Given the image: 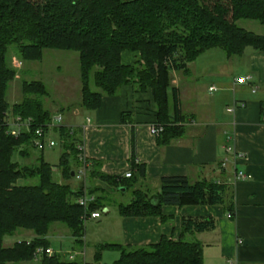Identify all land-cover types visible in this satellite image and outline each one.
<instances>
[{
	"label": "trees",
	"instance_id": "obj_1",
	"mask_svg": "<svg viewBox=\"0 0 264 264\" xmlns=\"http://www.w3.org/2000/svg\"><path fill=\"white\" fill-rule=\"evenodd\" d=\"M240 20L264 25V0H0V264L33 262L38 249L50 248L48 235L57 223L68 228L76 244H82L84 217L103 207L96 194L104 188L97 183L127 191L146 178L145 166L136 163L134 152L129 179L102 173L99 162L87 160L88 166L82 162L83 130L67 125L49 128L53 114L45 107L49 91L42 81L24 82L23 100L11 108L6 95L17 71L10 61V46H16L18 57L29 62L42 61L45 50L78 53L80 109L84 111L100 109L104 97L116 96L125 85L138 92L151 91L156 104L154 124L164 127L158 144L165 146L185 132L180 123L186 117L178 89L172 87V72H188V65L211 49H221L228 59L242 57L247 49L264 53V35L240 27ZM124 52L139 57L126 65ZM10 112L31 119V132L21 137L7 134ZM38 128L46 134L52 130L62 146L57 165L45 160L44 151L31 164L15 160L17 154L31 156ZM84 166L86 178L74 187L75 173ZM56 171L61 181L55 179ZM88 179L95 185L89 187ZM86 193L96 196L88 210L77 202ZM133 194L129 204L118 206L124 218L155 216L166 222L164 206H222L232 220L236 216L232 187L220 181L163 177L158 193L136 188ZM216 228L215 218L183 217L178 240L164 236L146 247L98 244L94 264L108 250L120 255L112 264H204L203 244L191 236ZM18 230L35 236L5 247L4 239ZM37 260L40 264H88L81 259L67 261L59 252L53 256L44 252Z\"/></svg>",
	"mask_w": 264,
	"mask_h": 264
},
{
	"label": "crops",
	"instance_id": "obj_2",
	"mask_svg": "<svg viewBox=\"0 0 264 264\" xmlns=\"http://www.w3.org/2000/svg\"><path fill=\"white\" fill-rule=\"evenodd\" d=\"M212 52L206 51L190 63L188 72H172V87L178 89L186 120L180 123L183 136L168 145L160 146L151 133L150 126L156 121L152 92H138L131 85L123 86L116 96L104 97L96 111L81 109L67 126L83 130L86 159L101 163L106 175L124 177L132 171L134 152L136 163L146 169V178L136 187L149 194L158 193L160 179L170 176L229 185L235 219L222 206H164L166 222L155 216L124 218L119 214L115 223L105 222L114 242L98 244L146 247L164 236L178 240L183 217H212L217 220L214 231L191 236L203 244L204 264H264V53L247 49L242 57L224 59ZM138 57V53L124 52L122 62L131 65ZM212 57L217 60H209ZM244 76H251L252 82L236 83ZM205 81L211 82L208 93L199 87ZM169 93L172 107V91ZM228 146L244 157L235 161L229 156L228 166L221 170ZM237 171L250 178L237 180ZM80 247L78 251L86 255L84 243Z\"/></svg>",
	"mask_w": 264,
	"mask_h": 264
},
{
	"label": "rangeland",
	"instance_id": "obj_3",
	"mask_svg": "<svg viewBox=\"0 0 264 264\" xmlns=\"http://www.w3.org/2000/svg\"><path fill=\"white\" fill-rule=\"evenodd\" d=\"M239 26L254 32L255 34L264 35V25L257 21L252 20H240ZM212 53H218L225 59V54L221 49H211ZM209 51V50H208ZM203 55V54H202ZM212 55V54H208ZM207 56H202L205 59ZM238 58V57H234ZM215 62V57L209 58ZM10 61L13 68L17 71L16 79L9 84V88L6 95V100L10 104V107L14 104L20 103L23 100L22 86L24 82H32L35 80L42 81L48 91L49 96L44 99L45 107L51 111L52 117L62 115L63 121L59 125H68L71 122V117L77 112H80L81 102V73H80V61L79 55L76 52L59 51V50H45L44 58L40 62L22 61L17 55L16 46H10ZM194 84L196 82H193ZM211 82L205 81L199 85L201 91L208 93V88ZM82 111V110H81ZM10 115L12 113L10 112ZM51 136L56 140L55 135L51 133ZM57 141V140H56ZM31 156L29 158H23L19 154L16 155L15 160L21 165L33 163L42 153L37 150H30ZM63 153V148L60 145H56L53 149H46L44 151L45 160L51 165H57L60 156ZM55 179L62 180L59 172H55ZM23 184V181H20ZM29 184L35 183V181H29ZM99 187H103L104 190H100L96 196L100 198L101 218L98 221L86 222V235L83 243L86 246L84 248L86 255L83 251H78L81 247L75 243V239L71 232L65 225L54 224L50 228L48 240L55 252L63 255V258L67 261L71 253L76 252L75 259H81L82 261L90 264H94V255L96 253V245L99 242H114V239H110L108 232V225L105 223L108 220L115 223L116 218L119 216L118 206L120 204H129L133 198V191L137 187L129 188L125 192H121L118 189L109 187L104 183H97ZM73 185H80L76 179L73 181ZM88 185L94 186L95 184L88 179ZM139 189V187L137 188ZM144 191V189H142ZM109 209L111 214H106L104 211ZM35 234L31 231L18 230L14 236H7L4 239V246L11 247L16 242L30 241ZM75 248V249H74ZM104 257L98 264H112L119 258V252L117 251H105ZM35 258L33 262L25 264H40V261Z\"/></svg>",
	"mask_w": 264,
	"mask_h": 264
},
{
	"label": "built area",
	"instance_id": "obj_4",
	"mask_svg": "<svg viewBox=\"0 0 264 264\" xmlns=\"http://www.w3.org/2000/svg\"><path fill=\"white\" fill-rule=\"evenodd\" d=\"M251 82H252L251 76H244L236 80V83L238 84H250ZM213 90H215V88H210V91H213ZM62 121H63L62 115H57L53 117L52 122L49 124V128L53 129L55 126H60L59 124ZM87 121L89 122L90 120L88 119ZM263 121H264V115H263ZM31 125H32L31 119H26L20 115L8 114L7 124H6V133L13 137H21L31 132ZM150 129H151V133L157 137L160 136L164 131V127L158 124H152L150 126ZM51 131L48 134L45 133L43 128H38L35 131V138L32 140V143L35 146V149L37 151H45L46 149H53L56 147L57 142L53 138V136H51V133H52ZM79 149L82 151V154L80 157L81 161L86 163L88 166L87 159L83 153L84 145L80 146ZM225 151H226L227 156L220 163L221 170L226 169V167L228 166L230 162L229 156L233 157L235 161L240 160L244 157L243 154L236 152L232 146L226 147ZM132 175H133V172L128 171L125 173L124 177L129 179L132 177ZM75 178L77 181L85 180L86 178V167L85 166L78 169V171L75 173ZM236 178L237 180H246V179H249L250 176H248L244 171H237ZM77 202L80 206L85 207V209L88 210L90 205L96 202V196L86 193L85 195L78 198ZM101 216L102 215H101L100 210L92 211L90 212L89 215L84 217V220L86 223L89 220L99 219ZM44 252H46V254H48L49 256H53L55 253V251L52 248H48L46 250H44L43 248H40L36 252V258H39L42 254H44ZM75 256H76V252L71 253L69 256V260L74 261L76 258ZM229 264H234V263L230 262Z\"/></svg>",
	"mask_w": 264,
	"mask_h": 264
},
{
	"label": "water",
	"instance_id": "obj_5",
	"mask_svg": "<svg viewBox=\"0 0 264 264\" xmlns=\"http://www.w3.org/2000/svg\"><path fill=\"white\" fill-rule=\"evenodd\" d=\"M72 176H74V173L72 174ZM120 190H121L122 192H125V191H126V189H125V188H120ZM104 212H105V213H107L108 211H107V210H105Z\"/></svg>",
	"mask_w": 264,
	"mask_h": 264
}]
</instances>
